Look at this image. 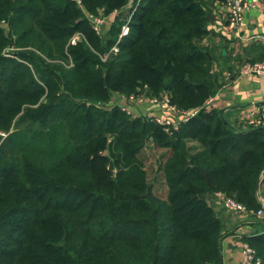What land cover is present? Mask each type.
<instances>
[{
  "label": "trees",
  "instance_id": "1",
  "mask_svg": "<svg viewBox=\"0 0 264 264\" xmlns=\"http://www.w3.org/2000/svg\"><path fill=\"white\" fill-rule=\"evenodd\" d=\"M128 1L0 0V264H221L209 195L260 206L264 125L204 108L225 82L204 44L208 0H142L104 61L122 17L98 33L88 14ZM145 90L200 111L171 134L119 102ZM149 143L164 149L160 192ZM244 239L264 264V231Z\"/></svg>",
  "mask_w": 264,
  "mask_h": 264
},
{
  "label": "crops",
  "instance_id": "2",
  "mask_svg": "<svg viewBox=\"0 0 264 264\" xmlns=\"http://www.w3.org/2000/svg\"><path fill=\"white\" fill-rule=\"evenodd\" d=\"M211 10L210 33L207 44L217 51L220 62L215 68L222 69L225 82L214 96L211 108L222 110L232 125H243V112L255 107L264 109V76L243 75L239 66L245 61L264 59V0L263 4L245 13L238 31H229L226 27L228 8L226 0H208ZM125 15L126 7L122 10ZM121 13V12H120ZM117 14L107 17L102 26V33L112 27ZM123 109L131 110L134 115H147L157 112V107L129 103L120 99ZM209 202L215 208L223 222V234L220 239L224 264L243 263V245L245 237L264 230V221L253 220L252 214L227 211L215 195H209Z\"/></svg>",
  "mask_w": 264,
  "mask_h": 264
},
{
  "label": "built area",
  "instance_id": "3",
  "mask_svg": "<svg viewBox=\"0 0 264 264\" xmlns=\"http://www.w3.org/2000/svg\"><path fill=\"white\" fill-rule=\"evenodd\" d=\"M80 3V0H77ZM142 0H129L126 7L127 13L124 17H122V25L121 30L118 35L116 43L111 47V49L102 56V59L106 61L113 55L119 53L120 50V42L121 40L130 34V21L134 13L138 10L141 5ZM263 4V0H226V5L228 8V19L226 27L229 31H238L239 26L241 25L245 13L249 10L260 7ZM122 10V9H121ZM121 11L116 10L112 14H119ZM110 14V15H112ZM108 15V16H110ZM108 16L104 15H93L88 14L89 19L91 20L94 29L98 33H102V26L106 21ZM82 35L80 33L75 34L70 42L72 44L77 43L80 40ZM239 72L243 75H259L264 76V59L255 60V61H245L240 64ZM129 103H138L140 105H152L157 107V112L153 113L151 111L146 116L154 119L156 122L165 125V129L167 132L172 134L173 129L178 128V126L182 123L195 116L200 108L190 109V110H180L175 104L170 101V97L168 94H163L160 97L157 96H149L145 91L140 92L138 95H130L128 97H124ZM214 96L210 97L204 108L211 109V105L214 102ZM127 112H131V110H127ZM242 121L251 126H261L264 125V109L255 107L254 109L247 110L243 112L241 116ZM215 196L220 204H222L227 211L231 212H240L245 214H251L245 204L238 201L236 198L226 195L223 192H216ZM259 208L255 212V215L258 217L264 216V195H260L257 193ZM243 263L242 264H260V258L257 257L256 249L252 247L248 242H245L243 245Z\"/></svg>",
  "mask_w": 264,
  "mask_h": 264
},
{
  "label": "rangeland",
  "instance_id": "4",
  "mask_svg": "<svg viewBox=\"0 0 264 264\" xmlns=\"http://www.w3.org/2000/svg\"><path fill=\"white\" fill-rule=\"evenodd\" d=\"M123 15L124 14L121 11V13H119L117 15V18L123 17ZM110 18H111V15H110ZM209 36L204 40V44L207 47H209V44H207V41L209 40ZM212 52H213V54L215 56V60L213 62L212 71H213L214 75H217V76L223 78L222 77V75H223L222 69L221 68L220 69L215 68V65L217 64V61L220 62L219 56L216 54L217 51H212ZM223 80H224V78H223ZM141 88H142V86H139V89H141ZM132 115H134V114L132 113ZM188 145H189L188 147H198V146H200V144L197 141H193V140L188 141ZM145 153H146L145 163H146V166H147L148 171H149V177L151 179V182L154 183L155 187H157L159 189L158 186L160 184H162V183L159 180H157L156 170L159 167L160 161L162 159V153H164V149L156 148V147H154V145L152 143H149V144L146 145ZM160 191H163L162 187H161V189H159V192ZM260 191H261L260 195H264V181L261 184ZM252 217H253L252 218L253 220H262V221H264V216L263 217H258L255 214H252Z\"/></svg>",
  "mask_w": 264,
  "mask_h": 264
},
{
  "label": "water",
  "instance_id": "5",
  "mask_svg": "<svg viewBox=\"0 0 264 264\" xmlns=\"http://www.w3.org/2000/svg\"><path fill=\"white\" fill-rule=\"evenodd\" d=\"M212 19H213V18H211V16H210V20H212ZM203 172H204V174L206 175V178H207V184L210 185V179H209L208 175L206 174L205 171H203ZM220 258H221V264H224V259H223V254H222V253L220 254Z\"/></svg>",
  "mask_w": 264,
  "mask_h": 264
}]
</instances>
